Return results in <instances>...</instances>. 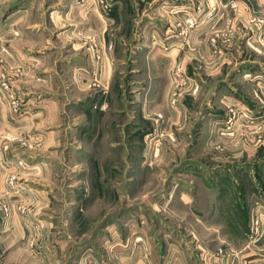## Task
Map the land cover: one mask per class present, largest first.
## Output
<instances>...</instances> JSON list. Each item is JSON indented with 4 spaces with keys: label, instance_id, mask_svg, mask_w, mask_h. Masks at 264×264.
<instances>
[{
    "label": "crops",
    "instance_id": "obj_1",
    "mask_svg": "<svg viewBox=\"0 0 264 264\" xmlns=\"http://www.w3.org/2000/svg\"><path fill=\"white\" fill-rule=\"evenodd\" d=\"M209 1L213 3L215 0ZM235 1L238 3L235 10L228 6L220 10L217 8L214 17L208 20L204 16L208 5L201 6L195 11L196 20L200 21L199 26L194 30L190 29L188 35L177 37L172 24L176 15L166 10L171 6L181 7L179 15L184 18L190 16L191 5L185 0H12V11L17 13H13L14 18L10 22H0V72L7 74L22 91L24 104L32 108V114L13 121V130H20L31 136L33 130L41 129L40 123L45 122L46 125L55 127L45 130L41 136H34L43 137L37 147H20L19 144L11 152L17 150L19 154L25 153L33 157L44 153L92 154L99 151L94 146L72 144L68 149L64 145H58L59 142L64 143L61 137L55 135L65 126L63 120H59L61 104L55 98L40 97L42 92H55L61 88L82 92L92 86L94 94L90 106L85 100L87 94H73L80 102L75 115L79 121L84 122L83 133L84 128L87 127L88 130V119L92 118L95 135L105 139L108 137L110 148H121L122 145H113L111 138L123 133V123L126 121L128 124H135L138 137H145L147 133L156 131L176 138L178 142L181 132L194 124L192 117L185 114L182 100L175 108L170 107L168 102L172 88L170 71L179 66L191 77L185 80V87L194 92L199 87L203 88L198 83L200 76H207L209 83L205 84V89L211 90L212 96L206 107L223 104L229 108L224 112L222 109L216 119L220 121V135L217 134L216 138H220L219 160L226 171L227 185H231L228 180L235 183L244 173L250 175L255 169L253 166L263 167L260 171H264L263 150L256 149L255 141L251 145L246 142L248 135L254 133V119L263 117V101L260 99L259 102L254 95L264 93V78L256 79L261 73L264 74V68L260 66L264 61V33L261 34L262 40L257 41L255 37V19L264 18V0ZM104 3L109 6L107 10H103ZM12 27L13 31L10 32ZM138 27L141 31L134 42ZM153 34L159 37L161 45L164 42L170 43V49L163 51L155 46L150 39ZM247 38L252 42L257 41V47L247 46ZM133 42L136 45H132ZM1 47H5L8 54L2 52ZM131 55L136 61L142 60L143 65L130 67L134 77L127 81V86H130L134 95L122 106L120 113L126 119L122 121L112 116L117 113L118 99H111V96L113 91L122 88L116 79L117 60ZM93 75L96 82L86 80ZM243 85L248 90L246 93ZM182 93L185 95L183 91ZM247 97H252L253 101L243 99ZM97 106L99 110H96ZM1 107L0 103V124L4 117ZM156 113L163 114V119L158 120L157 124L153 122ZM97 114L108 115V118L98 117ZM176 146L171 143L163 145L159 147V152L170 151ZM179 146L180 153V142ZM123 148L127 150L129 147L125 145ZM145 148L146 146L143 148L144 153L147 150ZM250 161L253 162L252 165L247 166L246 163ZM80 165L82 163L75 160L71 170H79ZM165 170L162 169L164 172ZM94 175L95 172L91 174V179L87 178L86 184L79 179L67 181L69 187H81L82 193L66 194L60 199V210L54 206L44 210L42 204L35 201L40 208L26 210L23 215L16 216L14 213L11 216L9 234L15 239L10 248L12 251L17 248L19 252H14V257L27 250L26 240L33 234L37 236V240L39 236L42 238L40 244L46 242L50 248V255L41 263L36 259L34 264H202L199 258L202 253L220 246V243L212 247L197 241L191 245L195 251L191 257L181 238V228L175 221L160 219L155 225L150 216L141 215V224L138 217L133 216L123 219L119 226H115V222L104 223V218L116 216L117 201L106 198L101 202L99 191L90 194L89 183L92 186L99 184ZM2 189L0 180V192ZM40 197L47 207V201L50 204L51 199L48 198L45 202L44 196ZM165 198L168 200L169 196ZM46 213L52 214V219H60V226L52 224L41 229L45 221L40 218ZM159 215L164 213L160 212ZM200 217L193 213L188 218ZM130 218L132 220L126 222ZM172 219L182 217L174 214ZM208 229L211 231V228ZM102 236H107L108 250L102 245ZM20 239H23L22 243L16 241ZM249 243L251 246L246 247ZM249 243L245 242L236 250L235 264H264V237ZM71 245L80 247L78 257L72 262L68 258ZM12 264L31 263L13 258Z\"/></svg>",
    "mask_w": 264,
    "mask_h": 264
},
{
    "label": "rangeland",
    "instance_id": "obj_2",
    "mask_svg": "<svg viewBox=\"0 0 264 264\" xmlns=\"http://www.w3.org/2000/svg\"><path fill=\"white\" fill-rule=\"evenodd\" d=\"M12 8V0H0V22L8 23L14 18L13 13L17 12L12 11ZM12 31L13 27L10 28V32ZM140 31L141 29L138 27L134 42L137 41ZM134 42L132 45L135 44ZM1 51L8 54L5 47H1ZM132 56L118 58L116 79L121 83L122 88L113 91L111 96V99H118L117 113L112 116L122 121L126 120L120 113L123 110L122 106H124V103H128L134 95L130 86H127V81L132 80V77H134V72L130 70V67H137L136 64L143 65L142 60L137 59L136 61ZM263 62L260 66L264 68ZM172 72L173 69L170 71V86L173 80ZM258 76L256 79L264 78L262 73ZM200 77L201 80L198 83L203 88L199 87L197 88L199 90L194 92L185 87V80L191 79V77L187 71L184 73L182 91L185 95L181 94L179 102L181 104L182 100L181 105L188 106L187 108L184 105V111L186 115L192 117V123L194 122V124L189 126L185 132H181L178 142H176V138L168 137L161 132L156 133V131L147 133L148 135H145V137L144 135L138 137V132L134 129L135 124H131V122L128 124L125 121L123 123V133L111 138L114 141L113 145L117 147L122 145L121 148L117 149L115 147L110 148L108 137L105 139L95 135V130H92V118L88 119V130L87 127L84 128L85 133H83L82 126L84 122L79 121L78 116L75 115L80 102L75 99L74 95L87 94L85 100L90 106L94 94L93 86L82 92L77 90L67 91L66 88H61L55 92H42L40 97L45 99L52 97V99H57L58 104H61L59 120H63L65 126L61 132L58 130L55 135L61 137L64 143L59 142L57 144L64 145L68 149L72 144L73 146H94L99 151L92 154H79L77 152H69V154L66 152L44 153L35 154L31 157L29 154H19L17 150L12 152L11 150L19 144L20 147H37L43 137L35 138L34 136H41L45 130L55 126L46 125L45 122L40 123L41 126L39 125V127L42 130H33L30 133L31 136L20 130L14 131L13 121L32 114V108L24 104L22 91L14 85L7 74L0 72V103L2 104L1 110L4 111L3 122L0 124V177L2 174L0 180L3 185L0 192V205H6L9 208L8 214H3L0 210V264H12L13 258L21 259V261L25 260L31 264H34L37 260L41 263L44 258L49 256L50 248L47 247V243L40 244L42 238L39 236L37 240V236L33 234L32 237L28 236L29 238L26 240L27 250L14 257L13 253L18 252V250L15 248L12 251L10 248L15 239L12 234H9L11 216L14 213L16 216L23 215L26 210L40 208L35 201L42 204L44 210L49 206L59 209L60 199H63L66 194L79 195V193H82L81 187L77 185L69 187L67 181L79 179L80 182L86 184L87 178L91 179L93 172L96 174L94 176L96 180L98 179L99 186L97 184L92 186L89 183L90 194L99 191L102 197L101 202L106 198L116 199L117 201L116 216L111 215L104 218V223L115 222L114 225L119 226L124 221L123 219L133 216L138 217L139 224H141L139 219L141 215L150 216L155 225L160 219L175 221L181 228V238L184 239V246L189 249L190 253H188L191 257L193 256L192 252L195 253L192 249L194 247L191 245L197 241L212 247L220 243L219 247L231 251L235 256L237 254L236 250L240 249L239 247L242 244L249 243V241L253 242L249 238L250 216L255 202L264 205V171H260L263 167L253 166L255 169L250 175L244 173L235 183L233 180H228L231 185H227L226 171L222 168V162L219 160L220 138H216L217 134L220 135V121L216 119L222 109L224 112L229 108H226L227 105L223 106L220 103V105L206 107L212 94L211 90L206 91L205 89V84L209 83L207 76L202 74ZM94 78L95 75L88 76L86 80L96 82ZM1 82L7 83L9 88L4 89ZM242 87L244 93H246L248 91L246 86L243 85ZM219 88L222 89L221 85ZM249 89L251 90L250 86ZM9 95H13L20 104L18 113L14 112L10 106ZM208 95L210 96L208 97ZM254 96L259 102L260 99L263 101L261 103L263 117H257L254 120L264 122V93L255 94ZM104 99H107V97ZM243 99L253 101L252 97ZM230 108L233 107L230 106ZM96 110H99V106ZM97 116L100 115L97 114ZM102 116L108 118V115L101 114L100 117ZM154 118L153 122L157 124L158 120L163 119V114L156 113ZM251 134L246 138L247 144L251 145V142H257L256 149L263 150L261 152L263 154L264 126L260 130L254 129V133ZM179 142L182 150L180 153L178 152L180 149ZM170 143L177 146L174 149L171 148L170 151L159 152V147L168 146ZM125 145L129 147L127 150L123 148ZM144 146L147 149L145 153L143 152ZM75 160L80 161L82 165H80L79 170L75 169L73 171L71 166ZM252 163L250 161L246 165L250 166ZM46 168L48 170H45ZM164 168L166 169L165 172L162 171ZM232 174L237 173L232 172ZM10 175L15 180V191L7 193L5 184L7 177ZM160 178L163 180H160ZM37 179L38 181H36ZM153 183L156 185H153ZM148 184L151 186L148 187ZM40 195L44 196L45 202L48 198L51 199L50 204L47 201V207H45L46 204ZM110 196L111 198H109ZM166 196H169L168 200H166ZM28 200H31V202H28ZM105 210L106 208H104ZM160 212H163L164 215H159ZM169 212L170 215H168ZM193 213L201 217L197 219L188 218ZM46 214H49V216ZM46 214H43L44 216L40 218L45 221L44 223L41 222V229L45 226H52V224L60 226V219H52L50 218L52 214ZM174 214H179L182 219H172ZM183 216L186 218H183ZM131 220L130 218L126 222ZM208 228H211V231ZM102 237H104L102 238V245L105 250H108L106 246L108 244L106 242L107 236ZM16 241L22 243L23 239ZM15 244L17 245V242ZM245 246L249 247L251 244ZM79 248L77 245H71L68 250V258L71 262L78 257Z\"/></svg>",
    "mask_w": 264,
    "mask_h": 264
},
{
    "label": "built area",
    "instance_id": "obj_3",
    "mask_svg": "<svg viewBox=\"0 0 264 264\" xmlns=\"http://www.w3.org/2000/svg\"><path fill=\"white\" fill-rule=\"evenodd\" d=\"M187 1L190 6V16L188 17H182V15H179L181 11V7H169L166 11L168 13H171L173 15H176V19L173 20V26L176 29V35L179 36H186L188 35V32L190 29H195L199 26V22L196 20V14L195 11L198 10L201 6H205L206 4L207 9L206 12L204 10V16L205 19H211L214 17V12L218 8L219 10L228 6L229 8L235 10L237 8V2L235 0H228L227 2H224L223 0H215L213 3H211L209 0H185ZM108 5L106 3L103 4V10L108 9ZM204 19V20H205ZM256 22V34L255 37L257 41L262 40L261 34L264 33V18L258 17L255 19ZM169 26V25H168ZM167 29V27H166ZM150 39L154 43L155 46L160 48L163 51H167L170 49L168 44L170 43H163L162 45L161 40L156 34H153L150 36ZM171 40V38L169 39ZM257 41L252 42L248 38L245 40V44L251 48L257 47ZM160 42V43H159ZM80 74L81 72L78 71ZM172 88L169 95V105L171 107L175 108L180 103V97L182 94L183 89V80H184V72L179 66H175L173 68L172 72ZM1 86L4 89H8L9 85L5 82H1ZM10 98V106L12 110L16 113L20 111V104L18 101L13 97V95H9ZM159 117V116H158ZM254 128L256 130H260L264 126V122L260 121H254ZM6 192H14L15 191V180L13 176H8L6 180ZM0 210L3 214L9 213V208L6 205H0ZM249 238L251 241H258L262 237H264V205L260 204L259 202H256L251 216H250V227H249ZM235 254L232 253L229 250H226L222 247H218L215 250H206L202 253L200 258V261L202 264H235Z\"/></svg>",
    "mask_w": 264,
    "mask_h": 264
}]
</instances>
